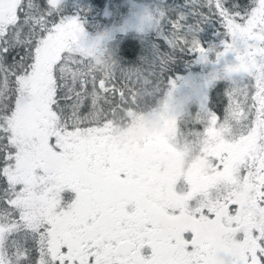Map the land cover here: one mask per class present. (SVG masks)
Wrapping results in <instances>:
<instances>
[{"label": "snow or ice", "instance_id": "obj_1", "mask_svg": "<svg viewBox=\"0 0 264 264\" xmlns=\"http://www.w3.org/2000/svg\"><path fill=\"white\" fill-rule=\"evenodd\" d=\"M211 19L222 49L198 39ZM142 21L163 50L123 68L80 39L61 0H0V264H264V0L161 2ZM178 52H214L217 63L232 53L237 63L213 79L251 80L232 81L223 119L198 114L184 128L168 92L163 108L185 146L220 145L209 159L224 187L177 182L179 199L161 213L102 149L117 123L150 106Z\"/></svg>", "mask_w": 264, "mask_h": 264}, {"label": "rangeland", "instance_id": "obj_2", "mask_svg": "<svg viewBox=\"0 0 264 264\" xmlns=\"http://www.w3.org/2000/svg\"><path fill=\"white\" fill-rule=\"evenodd\" d=\"M147 6L133 4L119 29H104L101 33H88L80 39L92 46L98 58H103L106 45L112 39L114 32L125 31L145 32L141 30V23ZM149 11V10H148ZM74 17V16H68ZM65 43H76V39L65 34ZM223 45L218 46L222 49ZM237 63L235 55L229 53L218 63L216 56L207 61L197 60L194 65L196 71L190 70L170 81L175 82V88L169 83L168 92L172 91V104L180 113L178 125L186 127L187 117L192 110L198 114H214L209 109L210 91L218 80L213 79L214 74H223V68ZM250 78L247 74H233L232 79H227L225 92L228 94L232 81H244ZM251 79V78H250ZM163 98V102L168 96ZM228 98V96H227ZM228 100V99H227ZM217 116V115H216ZM123 128H112L103 146L106 156L120 164L127 173V178L136 186L139 194L155 210L165 213L166 208L172 207L176 197L174 191L177 182L186 187L188 192L204 190L210 183L215 182L219 187H224L220 181V174L212 167L210 156L216 154L219 144H206L196 149L185 146L184 142L174 132L168 113L163 108V103L148 113L138 115L129 125ZM140 180L137 182L136 180ZM234 194L243 196V192L234 189ZM207 197H205L206 199ZM199 204L194 201L193 207ZM183 211V210H182ZM182 213V212H181ZM189 217L191 225L193 217ZM181 217L183 218L184 216ZM182 225L185 223H181ZM215 232V230H213Z\"/></svg>", "mask_w": 264, "mask_h": 264}, {"label": "trees", "instance_id": "obj_3", "mask_svg": "<svg viewBox=\"0 0 264 264\" xmlns=\"http://www.w3.org/2000/svg\"><path fill=\"white\" fill-rule=\"evenodd\" d=\"M161 2L171 6L173 8L182 6L184 0H61V8L63 15L78 17L82 23L83 28L88 33H101L104 29H119L123 24L124 19L127 16L130 7L133 4H141L147 6L148 10L153 11ZM250 4L251 0H245ZM194 20H190V23H194ZM202 31L198 33V39L201 44L206 48L218 49V46L222 45L225 39L223 35V29L220 23L211 19L202 26ZM110 41L106 45V50L103 56L112 54L113 58L123 68H136L141 65L142 57H149L154 49L162 48V41L156 35L154 30L145 29V32L137 31H125L123 33L114 32ZM215 56L214 52L209 54L208 59H212ZM199 58L191 53H176L172 60L167 64L166 70L162 76L163 87L160 89L156 97L150 101V106L134 110L130 112L122 122L117 123L113 128H117L129 125V123L138 115L148 113L149 110L159 107L163 103V98L168 92L169 81L172 78H176L182 74L190 72V70L196 71L194 67ZM251 79H245L244 81H250ZM227 79L218 80L216 85L210 91L209 97V109L217 115L220 119H223L227 114L228 108V94L225 92V83ZM197 116V112L192 110L191 114L187 117L186 127L192 118ZM195 127H202L199 123ZM184 128V127H183ZM181 220L183 226H190L189 217L186 216V211H182Z\"/></svg>", "mask_w": 264, "mask_h": 264}, {"label": "flooded vegetation", "instance_id": "obj_4", "mask_svg": "<svg viewBox=\"0 0 264 264\" xmlns=\"http://www.w3.org/2000/svg\"><path fill=\"white\" fill-rule=\"evenodd\" d=\"M140 180V178L139 179H137L136 181L138 182Z\"/></svg>", "mask_w": 264, "mask_h": 264}]
</instances>
